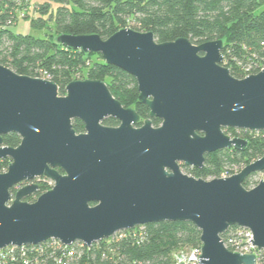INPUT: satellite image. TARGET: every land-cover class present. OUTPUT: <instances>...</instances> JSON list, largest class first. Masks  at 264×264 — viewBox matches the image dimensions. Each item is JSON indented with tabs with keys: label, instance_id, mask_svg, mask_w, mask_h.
Masks as SVG:
<instances>
[{
	"label": "water",
	"instance_id": "water-1",
	"mask_svg": "<svg viewBox=\"0 0 264 264\" xmlns=\"http://www.w3.org/2000/svg\"><path fill=\"white\" fill-rule=\"evenodd\" d=\"M56 40L99 53L132 75L150 118L134 127L140 115L104 80H73L60 95L54 81L0 63V159H10L0 172V249L50 239L90 246L139 225L188 221L201 231L200 263L256 264L254 254L227 248L222 235L233 226L249 228L250 242L264 249V180L244 186L264 171V156L209 180L184 173L179 162L202 169L207 154L248 146L226 128L264 131V68L234 77L224 65L222 39L158 42L152 31L126 27L107 39L62 33ZM110 116L121 125H104ZM155 117L163 120L159 127ZM75 119L85 132L76 131ZM10 133L21 137L17 147L4 145ZM43 176L54 186L26 200Z\"/></svg>",
	"mask_w": 264,
	"mask_h": 264
},
{
	"label": "trees",
	"instance_id": "trees-1",
	"mask_svg": "<svg viewBox=\"0 0 264 264\" xmlns=\"http://www.w3.org/2000/svg\"><path fill=\"white\" fill-rule=\"evenodd\" d=\"M19 1L0 0V63L22 75L54 81L60 95H65L66 86L78 74L84 77L86 73L89 79L106 81L124 106L135 105L142 115H148L147 107L138 100V85L132 75L107 64L99 53L63 46L56 40L62 33H97L107 39L130 27L141 32L152 31L158 42L186 37L194 44H201L222 39L224 65L234 77L244 78L248 67L250 74L264 67V0H35L33 5L22 0L27 9ZM19 7L24 11L17 14ZM21 19L44 31V36L13 30L12 26ZM73 125L78 133L84 130L79 119ZM237 132L249 141L245 149L230 148L207 154L204 167L189 173L197 178H219L224 171L232 173L233 167L264 156V131L227 129V133ZM3 138L4 145L10 147L21 142L16 133ZM9 163V158L0 159V172L6 171ZM255 174L244 181L246 188L251 187V177ZM46 180L39 177L36 182L40 190L26 200L35 201L45 192ZM144 226V241L137 243V239L128 238L115 244L117 257L100 261L99 254L94 261L89 253L78 263L174 264L175 249L202 244L201 231L192 222L168 221Z\"/></svg>",
	"mask_w": 264,
	"mask_h": 264
},
{
	"label": "built area",
	"instance_id": "built-area-1",
	"mask_svg": "<svg viewBox=\"0 0 264 264\" xmlns=\"http://www.w3.org/2000/svg\"><path fill=\"white\" fill-rule=\"evenodd\" d=\"M246 69L245 75L248 76L250 75V68ZM233 174L224 171L219 178ZM144 229V225L125 229L90 246L80 241L66 245L58 239H50L38 245H9L0 249V264H79L78 262L89 253L94 261L97 260L99 254L101 255L100 261L108 260L110 257H117L114 247L116 243L128 238L137 239V243L144 241ZM223 235L224 243L231 251L240 254H254L256 264H264V249H259L250 242L251 239L254 240L252 230L233 226ZM201 248L202 244L179 250L175 249L172 252L174 264H202L198 260V257L202 255Z\"/></svg>",
	"mask_w": 264,
	"mask_h": 264
},
{
	"label": "rangeland",
	"instance_id": "rangeland-1",
	"mask_svg": "<svg viewBox=\"0 0 264 264\" xmlns=\"http://www.w3.org/2000/svg\"><path fill=\"white\" fill-rule=\"evenodd\" d=\"M35 2V0H28L26 3L27 4H32V3H34ZM19 3H20V6L21 5H23V3H22V0H20L19 1ZM33 5V4H32ZM31 5V6H32ZM24 9H27L28 8V6L27 5H23L22 6ZM30 7V6H29ZM24 10H22L21 9V7H19L18 9H16V13L17 14H20V13H22ZM37 13V12H36ZM34 14V13H33ZM12 29L13 30H15V31H21V32H24V33H26V34H31V35H34V36H36V37H43L44 36V31H42V30H38V29H35V28H33L32 26H30V24H29V21L28 20H26V19H21V20H19V22L18 23H16L15 25H13L12 26ZM76 80H84V79H88V77L86 76V73L84 74V77H83V75H81V73L80 74H78L77 76H76ZM135 105H131V106H129V107H134ZM238 133H229V135L230 136H236ZM242 138H244V137H242ZM246 139V138H245ZM247 165V164H246ZM246 165H242V166H236V167H233V169H232V173H238V172H240ZM184 173H186V174H188V175H191V176H194V175H192L191 173H189V172H187V171H185V170H182ZM195 177V176H194ZM264 180V171L263 172H257L255 175H253L252 177H251V187L250 188H253V187H255L261 180ZM45 183V182H44ZM45 185H47L46 186V191H48L49 189H51L53 186H54V181H52L51 182V180H46V183H45ZM16 190V189H15ZM45 191V192H46Z\"/></svg>",
	"mask_w": 264,
	"mask_h": 264
},
{
	"label": "flooded vegetation",
	"instance_id": "flooded-vegetation-1",
	"mask_svg": "<svg viewBox=\"0 0 264 264\" xmlns=\"http://www.w3.org/2000/svg\"><path fill=\"white\" fill-rule=\"evenodd\" d=\"M138 85V84H137ZM139 91V90H138ZM122 103V102H121ZM142 104V103H141ZM143 105H145V104H143ZM124 106V105H123ZM146 107H147V109H148V115H146V116H144V115H142L137 109H136V107L134 106V107H129V106H124V107H126V108H132V109H134L139 115H140V120L138 121V123H136V124H133V126L134 127H136V128H140V127H142L143 125H144V123H145V121L147 120V119H149L150 118V109L148 108V106L147 105H145ZM151 120H152V125H153V127H159L160 125H162V122H163V120L161 119V118H158V117H155V118H151ZM83 123V122H82ZM104 125H106V126H110V127H119L120 125H121V123H122V121L119 119V118H116V117H114V116H110V117H108V118H106L103 122H102ZM84 124V123H83ZM227 129H230V128H226V129H224V131H225V133L226 134H228L229 135V133H227ZM237 130H239V129H237ZM243 130V129H242ZM86 130H85V125H84V130L82 131V132H85ZM246 131V130H245ZM82 132H79V133H82ZM238 133V135H236V136H233V137H242L241 135H240V132H237ZM232 137V136H231ZM179 165H180V168L182 169V170H185V171H187V172H190V171H192V170H194L196 167H190V166H188V165H186L185 163H183V162H179ZM198 169V168H197ZM61 171V170H60ZM43 177H45V176H43ZM48 180H51L50 178H48V177H46ZM37 179H39V178H37ZM36 179V180H37ZM36 180H35V182H36ZM53 181V180H52ZM30 182H23L22 184H21V186H25V185H27V184H29ZM16 190L14 189V192H15ZM13 192V193H14ZM32 196H35V194L34 195H32Z\"/></svg>",
	"mask_w": 264,
	"mask_h": 264
}]
</instances>
